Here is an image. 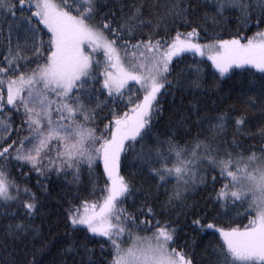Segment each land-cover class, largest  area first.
<instances>
[{
  "label": "snow or ice",
  "instance_id": "6c2138e0",
  "mask_svg": "<svg viewBox=\"0 0 264 264\" xmlns=\"http://www.w3.org/2000/svg\"><path fill=\"white\" fill-rule=\"evenodd\" d=\"M128 7L125 12V5L118 3L114 11L101 0H0V17L8 29L5 35L0 28L5 48L0 59V200L15 202L24 217L9 222L5 236L22 242L31 234L33 246H24L31 258L24 264H42L48 242L35 247L42 230L33 223L41 206L36 193L11 176L9 165L19 164L25 178L26 166L41 175L71 170L78 182L82 165L91 171L102 161L104 184L94 185L91 199L77 197L78 202L68 201L64 209L63 220L71 232L65 233L67 247L61 254L72 255L73 264H97L94 251L74 239L79 232L86 239L88 233L106 238L101 249L106 245L111 259L103 264H264V147L259 154L231 150L239 147L237 135L250 126L246 109L259 106L264 113V31L247 36L238 29L227 39L218 34L207 38L209 16L199 14L196 0L154 3L147 6V16L142 3ZM253 7L251 0H215L211 19L216 24L226 10L238 9L244 27L253 19ZM259 7L256 27L264 23V0ZM161 28L164 36L159 34ZM189 53L206 60L179 67ZM206 62L219 77L231 79L237 70L251 77L235 93L245 110L233 116L235 105H228L215 114L201 113L199 104L190 100L197 132L190 143L181 145L175 137L181 129L188 132L190 116L185 110L175 122L168 117L162 136L155 128L164 114L160 101L175 95L176 89L195 98L205 87L201 65ZM215 91H220L218 79ZM219 98L231 96L225 93ZM14 114L21 118L18 127ZM98 121L106 122L98 128L94 126ZM259 134L264 137V127ZM149 137L153 144L146 143ZM136 144H140L138 158L154 178L164 184L168 177L176 179L161 205L162 213L148 202L150 192L144 193L136 212L124 207L133 185L121 174L122 163ZM207 169L216 173L211 176L214 201L221 208L237 210L248 223L203 224L208 209L201 210L204 215H197L192 224L200 231L213 230L218 238L201 260H195L186 246L177 243L175 222L161 216L175 209L174 202L186 201L197 183H208ZM218 177L224 182L216 189ZM3 214L12 220L17 217L16 210ZM78 250L87 256L86 262L75 261ZM11 264H17L15 258Z\"/></svg>",
  "mask_w": 264,
  "mask_h": 264
},
{
  "label": "trees",
  "instance_id": "16d2710c",
  "mask_svg": "<svg viewBox=\"0 0 264 264\" xmlns=\"http://www.w3.org/2000/svg\"><path fill=\"white\" fill-rule=\"evenodd\" d=\"M169 0H101V3L107 4L115 11V4L123 3L125 5V12L130 11L128 5L144 4L145 16L148 15V5L159 3L161 5L168 3ZM199 5V14L207 13L209 19L207 21L208 33L207 38H230V34H235L239 29L242 34L252 36L257 31H264V23H260L259 27L255 26L256 20L260 18L261 8L259 7L262 0H251L254 5L252 9L253 19L250 23L241 27L240 24V12L238 9L226 10L223 13V17L217 18L216 24H213L211 17L215 14V0H196ZM247 3V0H244ZM101 11H108L107 8H101ZM117 15L120 13L117 11ZM169 27L172 26L171 21L168 22ZM180 21H176V25H180ZM0 28H3L4 34L7 35V23L2 17H0ZM181 31H187V28L180 27ZM159 34L165 35L163 28L160 29ZM174 34V32H173ZM13 42L15 41L16 33L13 34ZM137 38H140L139 36ZM144 38H147L146 36ZM47 39V37H45ZM4 36H0V59H2V53L5 51L3 47ZM205 42V34L201 33V40ZM102 59V57H101ZM200 59L198 55L193 57L190 53L184 54L183 59L179 62V67L183 68L186 65L196 63ZM35 65H29L34 67ZM204 68V83L205 87L201 91L197 92L195 98L190 92H185L181 89H176L175 95H166L161 99V104L164 107L163 118L155 125V128L163 136V133L167 131L168 117L172 118L175 122L180 118V114L187 110L186 114L190 116L189 130L185 134L181 129L175 139L181 144L186 145L191 142L192 138L196 135L197 125L192 123L195 120V113L191 112L190 100L199 104V111L203 113L207 110L211 114L223 111L228 105H235L236 111L232 113L233 116L237 115L240 111L245 109L237 102L235 93L242 86L246 85L251 77L246 73H242L237 70L231 79L227 76L219 77V73L210 66V62H206L201 65ZM215 73V78L214 74ZM219 80L220 91H215L216 80ZM99 87V85H97ZM225 93L230 94L231 98L221 100L219 97ZM104 95L100 96L103 100ZM120 110H126L123 105H120ZM107 109H105V112ZM247 119L250 122V126L244 130V133L237 135V142L239 147L231 149L235 152H243L247 155L251 151L260 153V149L264 147V137L259 134V129L264 127V113L256 108H248ZM103 115V114H102ZM20 115L14 114V125L19 126ZM106 122V121H104ZM98 121L94 126L98 128L103 127V123ZM233 130L231 127L228 129L227 138L232 140ZM147 144H153V139L149 137L146 140ZM140 144H136L135 150L129 149L127 156L123 159L121 174L132 181L133 195L124 202V207L130 212H136L140 208L141 202L145 200L144 193H152V198L149 199V203L155 208L157 213H162L164 210L161 205L166 201L167 195L173 190L176 185L175 177H168L167 184L158 181L152 174L149 173L148 166L144 164L139 158ZM53 155L55 153L53 152ZM158 166V165H157ZM11 168V176L15 177L17 182L23 187L25 184L36 193L41 206V214L34 217L33 223L39 225L42 232L41 238L35 240V247H39L44 241L48 242L47 249L41 254L42 264H62V261L67 260V264H73V256H63L62 250L67 247L66 232H71L70 228H66L63 220L64 209L67 208L68 201L78 202L77 197L91 199L89 193L93 190L95 184L103 185L106 177L103 174L102 161L97 162L91 171L86 164L82 165L79 175V181L76 182L72 176L71 170L62 172L60 174L55 171H46L41 175L35 171H29V167L23 168V173H27V178L22 175L19 164L9 165ZM206 169V165H201ZM206 174L209 178L207 184L197 183L193 189L187 194L186 201L174 202L175 209L170 211L167 215L161 216L175 222L178 228V240L177 243L186 246L187 250L191 251L195 260H201L206 248L210 245L217 243L218 233L213 236L212 231H200L198 226L192 224V220L196 219L197 215H204L201 211L205 208L208 209L207 218L202 220L203 224H207L210 221L216 223L218 226H227L235 223L244 225L248 223V218H245L243 214L237 216V210L224 209L214 201L215 192L213 191V185L211 183V176L216 174L210 169H207ZM224 181L217 178L215 188H220ZM7 203V207H6ZM13 210L17 211V217L12 220L10 216H5L3 213H11ZM177 213H181L179 216ZM250 218V217H249ZM20 219H24L22 215V209H17L15 202H4L0 200V264H11L12 259L15 258L17 264H24L26 259H30V256L25 255V245L28 248L33 246L31 234L25 238L22 242L15 241L11 237H6L4 229L9 222H19ZM144 235V233H140ZM87 239L84 232H79L75 235L74 239L78 244H87V247L94 251V258L97 264H103L105 260L111 259L109 255V249L105 245L101 249V245L104 244L106 238L96 237L91 233L87 234ZM5 245L7 247H5ZM79 252V250H78ZM76 262L83 259L87 261V256L83 252H79L74 257Z\"/></svg>",
  "mask_w": 264,
  "mask_h": 264
},
{
  "label": "rangeland",
  "instance_id": "374dc122",
  "mask_svg": "<svg viewBox=\"0 0 264 264\" xmlns=\"http://www.w3.org/2000/svg\"><path fill=\"white\" fill-rule=\"evenodd\" d=\"M200 42H202V41H200ZM203 43V42H202Z\"/></svg>",
  "mask_w": 264,
  "mask_h": 264
}]
</instances>
